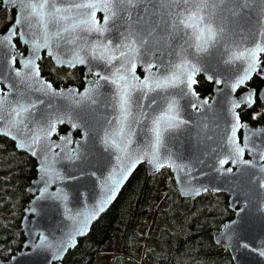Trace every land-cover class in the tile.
<instances>
[{
  "label": "water",
  "instance_id": "1",
  "mask_svg": "<svg viewBox=\"0 0 264 264\" xmlns=\"http://www.w3.org/2000/svg\"><path fill=\"white\" fill-rule=\"evenodd\" d=\"M100 2L108 4L110 0ZM2 9H13L15 14L9 27L0 32V37L9 34V29L15 24L19 13V6L14 5L11 0H3L0 4V10ZM261 11H264V0H254L251 6L245 9L239 25L229 23L227 19L222 21L227 42L221 43L208 53L198 54L194 42L192 47L185 45L187 37H177L170 47L161 50L162 55L161 52L156 53L165 64L178 63L175 53L183 46L184 59L199 68L192 76L194 82L191 83L190 90L194 95H184L179 88L169 90L171 96L178 101L180 116L186 124L167 139V151L161 150L159 162L163 166L159 170L148 162L151 157L139 159V148L148 141L147 118L131 125L133 143L129 146V157L105 143L106 133L116 127L118 113L111 104L114 89L95 74L110 75L115 68H106L102 62L97 61L77 64L74 67L83 69L84 85L81 88L57 87L42 75L39 61L45 55L56 67L73 69L74 67L59 63L57 59L69 60L71 54L63 48L58 49L55 43L41 48L39 58L36 59L40 79L50 84L52 91L58 95L35 92L29 99L39 98L44 101L39 109L52 111L53 121L58 117L63 122L56 123L55 131L35 146V155L27 148L18 147L20 137L16 135L15 128L10 129L7 122H0V136L11 140L18 151L30 155L36 162L37 170L36 177L27 188L31 199L24 208L20 222L24 241L21 248L9 259L0 258V264H62L66 254L76 247L80 238L88 234L93 222L111 206L140 165H144L148 175L167 168L183 198L195 199L207 191L225 194L234 216L213 232V240L229 252L233 264H264V255L261 254L264 253V171L261 170L264 169V160L260 159L264 154V131H257L264 129V120L262 124L254 126L242 120L239 114L241 108L248 110L257 100L264 103L260 98L264 95V71L252 73L243 85L232 91L231 85L243 73L246 64L229 63L234 45L243 38H249L245 34L248 30L258 27L257 19L259 18L260 24H264V16L259 15ZM224 15L227 17V13ZM104 18V10L95 12L96 21L102 24ZM217 22L221 21L218 19ZM111 26L110 22L109 27ZM120 30L123 31L124 28ZM21 32L26 35L21 37ZM40 32L41 29L37 28L34 22L31 26H16V35L11 40L12 46L5 44L0 47V95L8 93L9 100L16 97L15 86L19 78L15 77V72L20 71L24 76L29 73L23 61L29 58L30 43H24L23 40L35 39L42 43ZM108 35L111 38L117 33L111 32ZM16 39L26 46L25 53L16 46ZM79 54L87 56L85 52ZM263 54L264 51L257 53V60L262 69ZM13 57L16 59L9 68L8 62L12 61ZM149 62H152L151 57L146 58L145 63ZM153 72H156L155 68ZM146 75L145 68L137 65L135 76L143 80ZM198 76L212 83L211 96H200L196 91ZM210 76L213 79H208ZM253 77L263 81L258 90L249 85ZM217 80L220 81L219 84L216 83ZM33 87L41 85L34 84ZM188 91L186 88L185 92ZM249 91L256 94L253 97L254 103L250 106L240 104L234 111L239 116V122L246 125L236 133L238 142L244 144L245 136L250 137L248 149L241 159L252 164H233L228 152L221 145L226 143L227 136L231 135V102L238 101ZM89 92L96 103L86 108V101L81 94L87 95ZM205 100L207 104L202 103ZM141 103L147 105L149 101ZM194 104L196 107H193ZM155 107L156 105H153V108ZM143 111L147 113L150 109L145 107ZM85 112L88 115L83 118ZM73 124L79 126L73 128ZM32 127L35 128V125ZM40 127L47 129L46 124ZM60 127H65L66 131L61 132ZM221 159L228 162L221 166ZM137 160L138 162H135ZM133 162L135 167L124 173L123 170ZM229 168L232 169L230 173L226 171ZM125 174L127 178L121 179Z\"/></svg>",
  "mask_w": 264,
  "mask_h": 264
},
{
  "label": "snow or ice",
  "instance_id": "2",
  "mask_svg": "<svg viewBox=\"0 0 264 264\" xmlns=\"http://www.w3.org/2000/svg\"><path fill=\"white\" fill-rule=\"evenodd\" d=\"M2 2L3 0H0V4ZM11 2L19 6V13L15 24L9 29V34L0 37V47L5 44L12 46L11 40L16 35V26H31L33 22L41 29L40 37L43 41L41 43L35 39L23 40L24 43H30L29 58L23 61L29 73L24 76L20 71L15 72V77L19 78L15 86V99L9 100L8 93L0 95V122H7L10 129H16V135L20 137L18 147L27 148L35 155V146L55 131L56 123L63 122L58 117L53 121L52 111L39 109L44 101L39 98L29 99L35 92L58 95L52 91L50 84L40 79L36 64L40 49L55 43L58 49L63 48L65 52L71 54L69 60L57 58L61 64L74 67L77 64L97 61L102 62L106 68H115L110 75L95 74L114 89L111 104L118 113L116 127L106 133L105 143L129 157V146L133 143L131 125L147 118L148 141L139 148L141 153L139 159L151 157L148 162L159 170L163 166L159 162L161 150L167 151V139L186 124L180 116L178 101L171 96L169 90L179 88L184 95H194L190 90L191 83L194 82L192 76L199 68L184 59L183 46L175 53L178 63L165 64L156 53L161 52L162 55L161 50L170 47L171 42L177 37L181 39L187 37L185 45L188 47H192L194 42L198 54L208 53L221 43L227 42L222 21L227 19L229 23L239 25L245 9H248L254 0H110L108 4L100 0H11ZM97 10L105 11L102 24L95 19ZM259 15L264 16V11ZM218 19L220 23L217 22ZM256 24L257 28L250 29L245 34L249 38H243L234 45L229 63L239 62L246 66L231 85L232 91L243 85L252 73L264 71L257 60V53L264 51V24H260L259 18ZM121 28L124 30L121 31ZM111 32H116L117 35L110 38L108 34ZM20 35L24 37L26 34L21 32ZM80 52H85L87 56H81ZM148 57L152 58V62L146 64ZM15 59L13 57L12 61L8 62L9 68ZM137 65L145 68L147 75L143 80L135 76ZM154 68L156 72H153ZM89 74H92L91 69ZM208 79L211 80L213 77L210 76ZM216 83L219 84L220 81L217 80ZM34 84H40L41 87H33ZM186 88L189 89L188 92H185ZM81 95L86 101L84 105L86 108L96 103L90 92ZM255 95L253 91H249L238 101L231 102V135L227 136L226 143H222L221 147L228 152L233 164H252L241 159L248 149L250 137L245 136L244 144L238 142L236 133L246 125L239 122V116L234 110L240 104L250 106L254 103ZM260 98L264 100V95ZM145 100L149 101L147 105L141 103ZM202 103L207 104V100ZM153 105L156 107L153 108ZM145 107L150 111L145 113L143 111ZM87 115L85 112L83 118ZM42 124H46L47 129L40 127ZM72 126L75 128L79 125ZM260 159L264 160V154ZM135 162L129 164L128 168L123 170L124 173L134 168ZM227 162L221 159L219 164L222 166ZM226 171L230 173L232 169ZM126 178V174L121 177ZM195 191L199 192L200 189Z\"/></svg>",
  "mask_w": 264,
  "mask_h": 264
},
{
  "label": "trees",
  "instance_id": "3",
  "mask_svg": "<svg viewBox=\"0 0 264 264\" xmlns=\"http://www.w3.org/2000/svg\"><path fill=\"white\" fill-rule=\"evenodd\" d=\"M13 19V10H0V32ZM261 61L264 64V54ZM39 65L42 75L57 87L83 85L79 68L55 67L45 56ZM262 84L257 77L249 83L255 89ZM195 88L200 96L212 93V84L202 76L197 77ZM251 111L241 109L242 119L252 124L263 119L262 112L251 119ZM59 129L66 131L65 127ZM161 172L169 174L167 181ZM36 173L35 160L0 136L1 259H9L22 246L20 222L31 199L27 188ZM160 189L165 190L162 198ZM233 216L225 194L207 191L195 199L183 198L167 168L148 175L144 165H140L111 206L93 222L88 234L66 254L62 264H132L139 258L140 264H233L229 252L213 240V232ZM116 235L119 244L114 255L102 258L103 247Z\"/></svg>",
  "mask_w": 264,
  "mask_h": 264
},
{
  "label": "flooded vegetation",
  "instance_id": "4",
  "mask_svg": "<svg viewBox=\"0 0 264 264\" xmlns=\"http://www.w3.org/2000/svg\"><path fill=\"white\" fill-rule=\"evenodd\" d=\"M11 10H13V9H11ZM14 11V10H13ZM14 14H15V12H14ZM15 43H16V46L18 47V49L20 50V51H22V52H24L25 53V51H26V46H23V45H21V43L16 39L15 40ZM45 56V55H44ZM46 57V56H45ZM48 58V57H47ZM50 59V58H49ZM51 61V60H50ZM52 62V61H51ZM53 64V63H52ZM53 66H55L54 64H53ZM56 67V66H55ZM58 68H64V69H67V70H72V69H68V68H66V67H58ZM74 68H79V67H74ZM73 68V69H74ZM79 69H81V68H79ZM82 70V77H81V79H80V81L82 82V84L84 85V74H83V69H81ZM82 85V86H83ZM256 102H259V101H256ZM256 102H255V104H254V106L252 107V108H250V109H248V110H252L251 111V113H250V118L251 119H255L261 112L263 113V119H261V121H259V122H257V123H254V124H252V125H254V126H257V125H260V124H262V122H263V120H264V103H262V102H259L257 105H256ZM255 117V118H254ZM249 122V121H248Z\"/></svg>",
  "mask_w": 264,
  "mask_h": 264
},
{
  "label": "rangeland",
  "instance_id": "5",
  "mask_svg": "<svg viewBox=\"0 0 264 264\" xmlns=\"http://www.w3.org/2000/svg\"><path fill=\"white\" fill-rule=\"evenodd\" d=\"M161 174H163V178L165 179V181H167V179L169 178V174L161 172ZM164 189H160L159 193H160V197L162 198L164 196ZM119 244V236L116 235L111 241H109L102 249L103 251V255L102 258L104 259H108L111 258L115 251H116V246L118 247ZM141 260L140 258L138 260H135L132 264H140ZM144 264V263H142Z\"/></svg>",
  "mask_w": 264,
  "mask_h": 264
}]
</instances>
